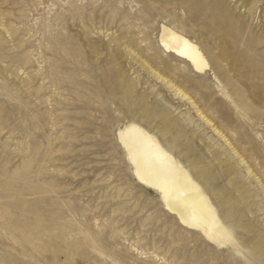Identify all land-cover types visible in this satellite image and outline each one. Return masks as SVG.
<instances>
[{
	"label": "rangeland",
	"instance_id": "1",
	"mask_svg": "<svg viewBox=\"0 0 264 264\" xmlns=\"http://www.w3.org/2000/svg\"><path fill=\"white\" fill-rule=\"evenodd\" d=\"M163 26L208 65L167 51ZM131 123L225 235L139 180ZM0 264H264V0H0Z\"/></svg>",
	"mask_w": 264,
	"mask_h": 264
},
{
	"label": "bare ground",
	"instance_id": "2",
	"mask_svg": "<svg viewBox=\"0 0 264 264\" xmlns=\"http://www.w3.org/2000/svg\"><path fill=\"white\" fill-rule=\"evenodd\" d=\"M169 27L163 26L160 34L163 47L187 59L195 70L204 69L208 63L198 44ZM119 137L136 176L160 191L166 205L184 224L201 228L211 236L226 234V228L201 185L154 134L131 123L119 131Z\"/></svg>",
	"mask_w": 264,
	"mask_h": 264
}]
</instances>
